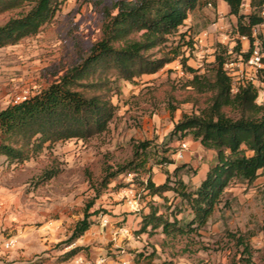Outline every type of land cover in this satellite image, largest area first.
<instances>
[{"label": "rangeland", "instance_id": "rangeland-1", "mask_svg": "<svg viewBox=\"0 0 264 264\" xmlns=\"http://www.w3.org/2000/svg\"><path fill=\"white\" fill-rule=\"evenodd\" d=\"M116 1L62 0L53 19L37 35L0 48V110L45 89L78 64L100 38L102 21L108 12L115 13L112 5ZM209 1L199 0L183 26L167 37L161 49L153 51L160 57L179 47L178 57L153 75L114 84L116 89L109 96L116 111L105 133L87 141L46 145L39 154L21 163L8 164L0 157V264H32L33 261H41L39 264H96L101 258H114L112 230L121 229L125 217L111 221L112 208L126 204L137 214L147 212L145 206L149 200L164 205L163 199L150 198L144 190L148 177L155 185L162 184L168 175L173 181V167L158 164L161 157L173 162L171 165L175 167L176 163L187 166L180 171L179 177L189 189L198 186L202 174L213 162V153L197 147L190 136L172 141L167 136L182 115L197 114L204 108L210 95L198 94L189 86L192 75L182 68L181 61L185 60V65L199 75H209L216 51L222 52L217 49L218 44L226 48L227 54L238 43L241 49L243 42L244 51L249 47L246 41L239 39L235 25L227 16L221 23L218 21L216 7H207ZM250 12L249 0H243L240 13ZM9 16L0 15V24ZM190 42V47L184 45ZM229 58H233V54ZM255 87L258 90L256 102L264 103V71ZM142 141L150 142L145 166L135 172L122 173L110 179L106 187H99L104 168L114 169L129 161L131 144ZM47 172L55 174L48 180H40ZM164 196L169 206L173 196L171 193ZM89 202H93L88 211L92 214L89 218L92 224L81 237L87 245L62 261L71 248L64 241L75 223L83 218ZM124 215L126 213H121L119 217ZM182 217L186 222L191 219L189 211L178 216ZM131 233L133 235L134 231ZM27 234H39L40 246L34 253L25 255L26 248L19 243L11 250L3 249L8 237L20 241ZM238 234L245 236L252 249L249 263L241 255L242 247L230 238ZM145 235L133 237L143 245L139 252L149 254L155 250L152 264H262L264 173L249 185L231 183L197 234L169 240L163 248L159 246L162 235L157 233L149 240ZM97 264L103 263L98 261Z\"/></svg>", "mask_w": 264, "mask_h": 264}, {"label": "trees", "instance_id": "trees-1", "mask_svg": "<svg viewBox=\"0 0 264 264\" xmlns=\"http://www.w3.org/2000/svg\"><path fill=\"white\" fill-rule=\"evenodd\" d=\"M215 1L210 0L207 5L215 8ZM222 1L228 8V15L235 18V33L239 38L248 39L251 46V29L262 22L259 12L264 0H249L251 12L247 15L240 13L243 0ZM198 2H114L112 10L115 13L105 15L100 38L78 64L45 89L0 110V157L8 164L21 163L39 154L46 145L50 147L70 140L87 141L105 133L116 111L109 96L116 89L114 84L120 80L132 82L143 75H153L178 57L179 47L160 57H156L153 51L161 49L167 37L183 26ZM61 3L62 0H0V15H11L0 24V48L37 35L53 19ZM184 45L190 47L192 44ZM216 47L222 52L216 51L209 75H199L185 65V60L181 61L182 68L192 75L189 86L198 94L210 96L207 105L197 114L182 115L167 136L169 141L190 136L203 150L214 152L212 164L194 189H189L179 177L180 171L187 168L184 164L173 169L172 182L169 175L159 185L149 177L145 182L146 195L163 199L164 205L149 200L145 206L147 212H139V229L134 235L146 234L151 238L159 233L163 236L160 248L169 240L197 234L231 183L249 185L264 173V103L256 102L258 90L251 83L231 93V80L223 65L229 55L240 51V44L230 54L222 45ZM149 146V141L133 142L131 159L114 169L105 167L99 187H106L110 179L122 173L143 168L149 156ZM158 164L171 165L173 162L161 157ZM54 174L47 172L40 180H48ZM165 193L173 196L169 206H166ZM176 200L178 203L174 204ZM92 205L93 202H89L85 206L83 218L75 223L64 241L71 248L63 255L62 261L83 250L72 245L89 230L92 214L88 211ZM185 211L191 215L189 222L183 217L178 218ZM230 238L242 247L241 255L246 257L245 262H251L252 249L245 236L230 235ZM155 256L154 249L149 254L138 252L133 262L152 264ZM40 262L33 261L32 264Z\"/></svg>", "mask_w": 264, "mask_h": 264}, {"label": "crops", "instance_id": "crops-1", "mask_svg": "<svg viewBox=\"0 0 264 264\" xmlns=\"http://www.w3.org/2000/svg\"><path fill=\"white\" fill-rule=\"evenodd\" d=\"M207 7H210V5H207ZM215 7H216V14L218 15V18H219L218 21L220 23L224 20V16H227V18L230 19V21L235 25V18L233 16L228 15V8L222 0H216ZM241 45L243 48V42ZM260 101L261 100L258 101V104H261ZM196 145H197V147L201 148L198 143ZM190 149H191V147H189V150ZM208 152H211L214 155L213 151H208ZM177 165H178V163H176V166ZM169 166L173 167L172 169L175 168L174 165H169ZM168 171H171V170H168ZM207 171H208V168L202 174L201 181L204 179ZM260 173H261V171H260ZM160 183H162V182H160ZM131 209L132 208H130V206H128L126 204L117 205V206L112 208V211L110 214L111 221L112 220L113 221H119V220L123 219V217H125V221H124V225L122 226L121 229L114 230V231L112 230L113 235L111 237V241L114 242L113 247H114V249H116V251H114L112 253H114L116 256L112 259L101 258L98 260L99 262H101L103 264H134V262H133L134 255H135V253H138L143 248V245L140 244V242L137 241V239L133 237L134 234L132 235V233H131V231L135 232L138 230L139 223H140L139 212L137 214L133 213ZM143 212L146 213V211H143ZM121 213H126V215L119 217ZM134 218H135V223H134L133 227H131L132 226L131 222L133 221ZM86 233L84 234V236L86 235ZM27 235L28 236H26L25 238H22L20 241L17 239L16 245H18V243H19V245L21 247H25L26 251L24 252V254L30 255L31 253H34V251H36V249H38V247L40 246L39 236H38L39 234H27ZM141 235H144V234H141ZM141 235H139V236H141ZM134 236L138 237V235H134ZM147 239L149 240V238H147ZM29 240H33L32 243H29ZM16 245H15V247H16ZM75 245H76L75 247H82L83 245L86 246L87 244H86L85 238H84V242L81 238L79 240H77ZM98 261H97V263H98Z\"/></svg>", "mask_w": 264, "mask_h": 264}, {"label": "built area", "instance_id": "built-area-1", "mask_svg": "<svg viewBox=\"0 0 264 264\" xmlns=\"http://www.w3.org/2000/svg\"><path fill=\"white\" fill-rule=\"evenodd\" d=\"M259 16L262 22L251 29L253 40L251 46L248 39L245 37L239 38L248 43L247 51L241 48L238 53L233 54V58H229L223 65L225 74L231 80V93H236L238 88L246 83H251L254 86L258 85L260 73L264 71V5L260 9ZM16 243L15 237H8L3 242V249L5 251L11 250Z\"/></svg>", "mask_w": 264, "mask_h": 264}]
</instances>
